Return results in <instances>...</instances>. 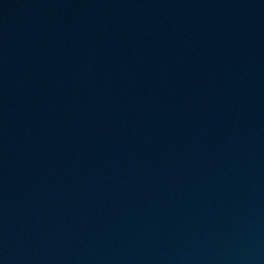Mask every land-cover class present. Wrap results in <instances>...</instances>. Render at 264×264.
<instances>
[{"label": "water", "instance_id": "1", "mask_svg": "<svg viewBox=\"0 0 264 264\" xmlns=\"http://www.w3.org/2000/svg\"><path fill=\"white\" fill-rule=\"evenodd\" d=\"M0 264H264V0H28Z\"/></svg>", "mask_w": 264, "mask_h": 264}]
</instances>
